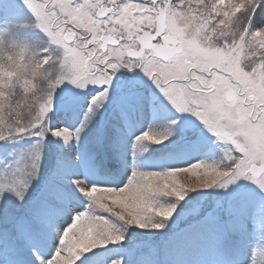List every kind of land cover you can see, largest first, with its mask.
Returning <instances> with one entry per match:
<instances>
[{
  "label": "snow or ice",
  "instance_id": "obj_1",
  "mask_svg": "<svg viewBox=\"0 0 264 264\" xmlns=\"http://www.w3.org/2000/svg\"><path fill=\"white\" fill-rule=\"evenodd\" d=\"M0 264H264V0H0Z\"/></svg>",
  "mask_w": 264,
  "mask_h": 264
}]
</instances>
